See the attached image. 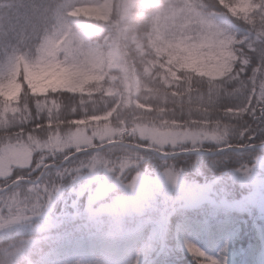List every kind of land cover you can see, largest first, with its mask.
Here are the masks:
<instances>
[{
    "label": "snow or ice",
    "instance_id": "1",
    "mask_svg": "<svg viewBox=\"0 0 264 264\" xmlns=\"http://www.w3.org/2000/svg\"><path fill=\"white\" fill-rule=\"evenodd\" d=\"M81 3L33 4L42 26L0 42V180L35 178L87 150L203 152L236 166L214 174L206 195L244 183L264 211V0Z\"/></svg>",
    "mask_w": 264,
    "mask_h": 264
},
{
    "label": "trees",
    "instance_id": "2",
    "mask_svg": "<svg viewBox=\"0 0 264 264\" xmlns=\"http://www.w3.org/2000/svg\"><path fill=\"white\" fill-rule=\"evenodd\" d=\"M102 1L82 0V3ZM30 7V0H0V42L15 40L21 34H30L39 29L29 28ZM17 14L20 16H16ZM15 17H22V20L18 21ZM124 159H127V163L121 168L120 161ZM218 159L223 157L216 154H183L161 158L151 152L126 154L107 150L77 154L59 168L52 167L44 173H60L52 179L51 188L45 195L47 206L44 210H23L18 215L5 211L9 215V221L0 223V264H60L90 258L119 263L139 250L158 220H162L165 226L168 223L169 229L177 219L184 222V229L193 231L199 237L207 250H211L213 243L222 241L233 229H239L238 232L242 235L234 240L241 251L236 264H258L255 257L260 249V241L249 234L251 220L257 216L256 211L239 204L247 186L244 183H228L232 197H229L230 193L216 195L215 185L214 190L206 195L207 199L197 204L185 203L182 196L166 185L159 193L151 195L154 201L150 208L145 207L132 222H124L135 228L134 233L123 237L97 231L75 234L76 231L99 225L95 221H102L101 227L111 229L105 225L111 214H98L89 210L96 203H102L123 192L126 184L138 174L156 173L164 176L165 171L172 172L173 168L174 172L180 173L181 182L203 191L214 174L219 176L223 171L227 177L230 170L236 167L226 163L223 168H218L213 163ZM196 165L200 172L195 171ZM27 184L19 182L14 188ZM96 194L101 197L97 198ZM257 221L261 223L264 237V220L257 218ZM67 232L69 235H65ZM195 263L194 258L172 250L157 254L148 264Z\"/></svg>",
    "mask_w": 264,
    "mask_h": 264
},
{
    "label": "rangeland",
    "instance_id": "3",
    "mask_svg": "<svg viewBox=\"0 0 264 264\" xmlns=\"http://www.w3.org/2000/svg\"><path fill=\"white\" fill-rule=\"evenodd\" d=\"M46 2V0H43ZM103 2V1H102ZM81 3L82 7H91L95 6L98 3ZM42 0H30V9L29 11V19H30V29L35 30L36 27H41L43 24V20L41 19L42 13H37L32 10L33 4H41ZM16 16H20L17 14ZM83 16V13H81ZM84 18H92L95 20L94 15L83 16ZM22 17L14 18L19 20ZM59 163L62 161L58 160ZM127 163V159L121 160L120 165H125ZM58 164V163H57ZM175 170V169H174ZM195 171L200 172V169L195 166ZM171 172V171H170ZM172 172L177 176V184L175 186H170L164 176L160 174H138L134 180L129 182L134 185L135 191L132 192L127 187L126 184L124 191L120 194H116L102 203H96L94 208L89 210V212L94 213H107L111 214V218L107 219L108 222H105V225L111 229H105L101 227L102 221H95L99 225H94L87 227L86 230L76 231L75 234L84 233V232H102L105 235L114 234V236L123 237L129 234L134 233L133 229L129 224H125L124 222H132L136 217L140 216L145 207L151 206L154 201L151 197L153 193H159V191L164 188L166 185H169L170 189H174L179 196L184 198L185 203L197 204L207 199L205 190L203 191L196 188L187 186L185 182H181L179 179L180 173L174 172L172 168ZM60 173L50 172L46 175H42L41 179L38 183L42 186H47L49 190L51 188L52 179L58 176ZM38 177V175H37ZM36 177V178H37ZM24 178H29L31 180H35L31 174H28ZM11 181L0 180V189L7 186ZM32 183H28L24 187L14 188V185L8 188L5 191L0 192V223H6L9 221V215L5 213L8 211L15 215L21 214L24 209L29 211H33V205H35V212H39L44 210L47 206V202L45 199V195L42 194L41 198L37 200V198L30 191L32 189ZM13 187V188H12ZM216 195H220L222 193H230L232 197V192L228 188V183L223 185H216ZM223 188V190H221ZM70 191V190H69ZM245 194L240 199L239 204L244 208L248 206L255 209L256 217L251 220V231H249L250 235H254L260 241V249L256 254L255 260L258 264H264V237L261 231V223L257 221V218L260 220H264V211L261 210L258 206H255L253 201L255 200V193L252 191L251 187L247 185L245 187ZM15 194L16 201L20 206L21 211L16 210V205L11 204L10 198ZM97 195V194H96ZM97 198L101 196L98 194ZM11 207V210L9 208ZM150 208V207H149ZM153 209H156L152 206ZM102 220V219H100ZM193 220V219H191ZM162 220H158L150 229L149 234L146 240L142 243L141 247L137 252L130 254L126 259L122 262L115 263L109 262L101 259L90 258V259H81L78 262H65L60 264H148L157 254L163 251H177L183 254L190 256L196 260L195 264H210L211 260H217V264H236L238 257L240 256V248L236 246L234 240H236L242 234L238 230L233 229L229 232L222 241L212 244V249L207 250L204 245L200 242L199 237L196 236L193 231H189L188 229H184V222L182 220L177 219L175 222L171 224L169 229L165 226ZM101 224V225H100ZM85 226V224H83ZM81 229V228H79ZM65 235H69V232L65 233ZM198 249L199 255L190 251V249Z\"/></svg>",
    "mask_w": 264,
    "mask_h": 264
},
{
    "label": "water",
    "instance_id": "4",
    "mask_svg": "<svg viewBox=\"0 0 264 264\" xmlns=\"http://www.w3.org/2000/svg\"><path fill=\"white\" fill-rule=\"evenodd\" d=\"M98 150V149H97ZM89 151H94V150H87V151H84V152H89ZM84 152H80V153H84ZM80 153H77V154H80ZM152 153V152H151ZM77 154H75V155H77ZM153 154H155L156 156H158V157H161V158H171V157H174V156H177V155H183V154H195V155H206V156H211V155H214V154H211V153H197V152H190V153H179V154H174V155H167V156H161V155H159V154H157V153H153ZM74 155V156H75ZM73 157V156H72ZM65 162V160H62L61 162H60V164L59 165H57V166H54V167H58V166H60V165H62L63 163ZM42 177V175H39L38 177H37V179L36 180H30V179H28V178H24L23 180H21L20 182H28V183H33V184H35V183H37L39 180H40V178ZM16 182L15 181H11L6 187H4L3 189H1L0 190V192H2V191H4V190H6V189H8L9 187H11L12 185H14Z\"/></svg>",
    "mask_w": 264,
    "mask_h": 264
}]
</instances>
